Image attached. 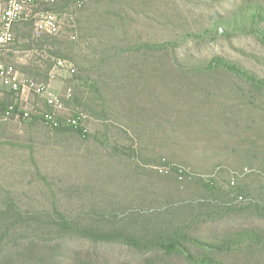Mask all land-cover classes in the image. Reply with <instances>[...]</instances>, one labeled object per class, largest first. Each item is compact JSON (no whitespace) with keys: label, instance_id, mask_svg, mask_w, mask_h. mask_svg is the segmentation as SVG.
Listing matches in <instances>:
<instances>
[{"label":"rangeland","instance_id":"rangeland-1","mask_svg":"<svg viewBox=\"0 0 264 264\" xmlns=\"http://www.w3.org/2000/svg\"><path fill=\"white\" fill-rule=\"evenodd\" d=\"M65 4L48 10L59 13ZM4 8L0 0V13ZM254 8H264V0H88L78 12L76 41L64 29L57 37L62 53L74 61L53 67L49 80L36 72L48 52L24 37L39 38L34 25H17L1 61L54 92L66 95L70 89L67 112L86 116L90 136L0 119V211L10 196L32 215L57 208L86 225L113 223L144 239L183 231L215 242L251 230L261 242L218 257L227 264H264V91L222 69L205 68L220 56L264 79L263 41L248 21L232 26L240 10ZM221 22L228 25L217 29ZM106 48L138 49L149 60L150 69L144 58L137 65L142 72L124 66V75L130 70L143 78L142 92L114 99L113 84L121 81L93 68ZM6 90L0 86L1 97ZM28 99L42 103L33 93ZM132 122L139 123L136 129ZM212 179L221 188L219 198L202 185ZM239 196L245 200L238 202ZM42 238L52 264H190L164 250L95 243L72 233L52 231ZM19 253L10 245L2 256Z\"/></svg>","mask_w":264,"mask_h":264},{"label":"trees","instance_id":"trees-1","mask_svg":"<svg viewBox=\"0 0 264 264\" xmlns=\"http://www.w3.org/2000/svg\"><path fill=\"white\" fill-rule=\"evenodd\" d=\"M87 1L88 0H64L66 3L64 8L62 10L60 9L61 11L58 10L60 11L59 13L53 12L58 15L61 22V30L57 35L43 34L38 36L39 38L36 41L32 40L31 35L24 36L25 38L31 40L41 53L44 51V49H46L48 52V62L42 61L44 68L41 66L36 67L37 75H43L45 80H49L51 70L53 67H56L58 60H64L65 62L68 61L70 63L74 61V58L71 55H65L62 53L59 46L60 42H58L57 37L61 36V34H65L62 31V29H64L66 30V33H70L71 41H76L77 36L75 30L78 12L84 8ZM49 8L50 7H48L46 10ZM238 17L240 18V21L238 22L235 20V23L232 26L239 27L242 23L244 24L248 21V29L250 32L256 34L264 43V8L240 10ZM25 22H27L26 26L33 24L35 31V20L30 19ZM226 25H228L226 22L218 23L217 29ZM100 27H102V25L98 26L97 28ZM116 38L117 37L113 36L114 41H116ZM143 47L147 48V50H154L157 48L155 45L151 44H144ZM104 51L105 54L99 56V61L94 65L93 68L103 70L102 75L111 78V81L114 78V83L121 81V83H116L117 86L116 84H113L112 94L114 95V99L119 98V96H124V94L129 95V93L134 94L142 92L143 90L139 88V83H141V80L143 81V78L140 80L136 79V76H133L132 73H130V70L142 72V70L137 67L139 62L144 58L142 52H139L138 49L133 50L132 48L127 51L128 53L124 49L116 51V49L111 50L106 48ZM144 61H146L145 64L147 69H150L148 64L149 60L145 57ZM125 64H130L131 67L129 73H125L124 75ZM205 68L210 70L222 69L238 77L241 81L245 82L250 87V89L257 91L259 94L263 93L264 91V79L259 78L251 71L246 70L242 66L231 62L226 58L215 56L210 59ZM73 71L76 73V70L73 69ZM14 72L19 74L17 70H14ZM119 73H123L122 75L124 76L120 77ZM149 76H152V74H149ZM22 78L35 82V80L31 78L23 76ZM92 87L94 88V85ZM4 94L6 95V97L4 96L5 98L1 97L3 94L0 95L1 120H13L16 118L20 120H30L31 124H40L43 127L45 126L51 130H55L56 133L59 134L74 133L82 139H86L90 136V128L85 122L86 116L83 113L66 112V115L78 117L80 119L82 127L79 129H75L71 126L51 128L45 124L43 117L39 115L42 110H51L40 97L37 96L42 101L39 106L33 105L31 103L24 104L21 102L20 96L15 91L7 89ZM11 106L15 107V111H13L10 115H7V112ZM26 107L27 109H32L30 118H24ZM146 122L147 121H145L143 124ZM138 124V122H132L131 126L136 129ZM174 170L178 174H183L175 168ZM263 176L264 174L262 175V183L264 184ZM202 185L205 190L209 192V194L216 196L215 198H219L221 188L216 180L212 179L203 181ZM0 188H2L1 185ZM5 197L7 198L2 201L5 208L0 211V264H52L54 258L53 254H51L52 252L48 247L42 244V242H46L42 236H46L47 233L52 231L60 233V235L72 233L95 243H121L135 247L141 251L156 252L159 250H164L165 253L169 255H172L173 253L182 255L190 264H227L223 260L219 259L218 256L234 251L233 249L235 247L244 245L252 247L254 244H256V241L261 242L263 239L260 234L251 230L241 232L235 239L225 238L221 241L215 242L193 238L183 231H176L174 233L167 234L166 236H158L157 234L153 236V238L144 239L134 234V232L130 230L117 228L113 223L103 222L101 224V222H96L86 225L80 221L78 218L79 216L74 214L67 216L64 213L59 212L57 208L52 209L53 213H47L44 216H41L40 213V215L36 213H33L32 215L27 210H21L19 207H17L15 205V201H13L10 196ZM110 216H112V219H115L118 215L111 214ZM15 236L17 239L14 238ZM187 243L193 244L199 250V253L193 254L190 248L186 246ZM10 245H14L18 247V250H20L21 253H19L17 258L2 256L5 248Z\"/></svg>","mask_w":264,"mask_h":264},{"label":"built area","instance_id":"built-area-1","mask_svg":"<svg viewBox=\"0 0 264 264\" xmlns=\"http://www.w3.org/2000/svg\"><path fill=\"white\" fill-rule=\"evenodd\" d=\"M60 0H5V8L0 13V86L18 93L21 102L30 104L28 95L33 93L40 97L45 104L51 109L49 111L42 110L39 115L43 117L46 125L51 128H59L61 126H71L75 129L82 127L78 117L66 115L67 108L65 100L72 97V91L67 90L64 95L61 92H54L50 87L43 83H35L31 80L23 79L20 74L3 64L1 54L15 40V27L17 24L35 20V34L41 36L57 35L61 30V22L58 15L46 10L58 3ZM66 66L64 60H58L56 68ZM15 111V107L11 106L7 115ZM32 109L25 110L24 118H30ZM249 170L245 169L244 174ZM264 181V176H263ZM234 184V182H233ZM244 196L237 198L238 202H243Z\"/></svg>","mask_w":264,"mask_h":264},{"label":"crops","instance_id":"crops-1","mask_svg":"<svg viewBox=\"0 0 264 264\" xmlns=\"http://www.w3.org/2000/svg\"><path fill=\"white\" fill-rule=\"evenodd\" d=\"M2 55V54H1ZM2 88H3V86H2ZM3 89H7V88H3Z\"/></svg>","mask_w":264,"mask_h":264}]
</instances>
